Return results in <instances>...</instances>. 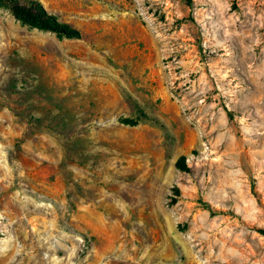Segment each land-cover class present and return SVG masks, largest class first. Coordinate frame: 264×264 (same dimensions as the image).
<instances>
[{"label": "rangeland", "instance_id": "1", "mask_svg": "<svg viewBox=\"0 0 264 264\" xmlns=\"http://www.w3.org/2000/svg\"><path fill=\"white\" fill-rule=\"evenodd\" d=\"M39 1L81 37L0 9V264H264V0Z\"/></svg>", "mask_w": 264, "mask_h": 264}, {"label": "trees", "instance_id": "2", "mask_svg": "<svg viewBox=\"0 0 264 264\" xmlns=\"http://www.w3.org/2000/svg\"><path fill=\"white\" fill-rule=\"evenodd\" d=\"M188 2L191 3V0H188ZM0 9L9 10L15 19L31 28L52 32L70 39H79L81 37V33L78 30L60 22L58 18L46 10L39 0H0ZM126 122H129V120H123V123ZM129 124L137 125V122L131 120ZM177 167L182 171H189L186 157L179 159ZM201 203L205 210L211 211L208 204ZM259 232L264 236V229L259 230Z\"/></svg>", "mask_w": 264, "mask_h": 264}]
</instances>
